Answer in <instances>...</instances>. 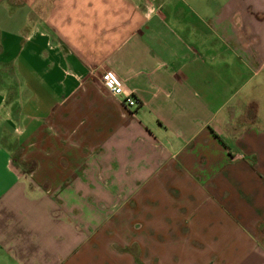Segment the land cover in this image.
<instances>
[{
    "label": "crops",
    "instance_id": "0c3cea01",
    "mask_svg": "<svg viewBox=\"0 0 264 264\" xmlns=\"http://www.w3.org/2000/svg\"><path fill=\"white\" fill-rule=\"evenodd\" d=\"M0 264H264V0H0Z\"/></svg>",
    "mask_w": 264,
    "mask_h": 264
},
{
    "label": "rangeland",
    "instance_id": "374dc122",
    "mask_svg": "<svg viewBox=\"0 0 264 264\" xmlns=\"http://www.w3.org/2000/svg\"><path fill=\"white\" fill-rule=\"evenodd\" d=\"M43 10V14H44ZM249 106V105H248ZM242 107H225L224 110L218 115L216 119L208 126V134L212 135H220L231 147L228 148L227 152V158L228 159H233L235 158L236 160L240 162H245L248 167L251 166V163L256 159V156L252 154L246 155L243 152L242 145H243V136L244 135H250L248 134L249 131L252 130V133L258 129H228L234 121L240 122L243 118L244 113H241ZM251 108V107H250ZM250 110V109H248ZM253 112L249 114V116L252 115ZM240 116V117H239ZM199 141H196L193 144H189L188 148H194ZM236 171L239 173H243L242 169L243 166H237L235 167ZM227 171L224 169L223 173H226Z\"/></svg>",
    "mask_w": 264,
    "mask_h": 264
},
{
    "label": "built area",
    "instance_id": "2783aa9c",
    "mask_svg": "<svg viewBox=\"0 0 264 264\" xmlns=\"http://www.w3.org/2000/svg\"><path fill=\"white\" fill-rule=\"evenodd\" d=\"M100 81L115 97L120 98L126 107H135L137 101L132 92L124 86L122 81L111 70H104L100 74Z\"/></svg>",
    "mask_w": 264,
    "mask_h": 264
}]
</instances>
